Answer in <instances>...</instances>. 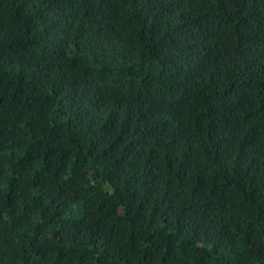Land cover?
<instances>
[{
    "label": "trees",
    "instance_id": "trees-1",
    "mask_svg": "<svg viewBox=\"0 0 264 264\" xmlns=\"http://www.w3.org/2000/svg\"><path fill=\"white\" fill-rule=\"evenodd\" d=\"M0 264H264V0H0Z\"/></svg>",
    "mask_w": 264,
    "mask_h": 264
}]
</instances>
